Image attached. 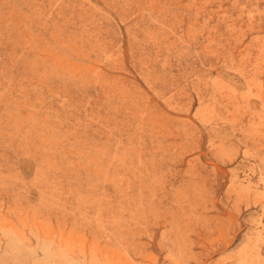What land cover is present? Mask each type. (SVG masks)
<instances>
[{"label": "rangeland", "instance_id": "1", "mask_svg": "<svg viewBox=\"0 0 264 264\" xmlns=\"http://www.w3.org/2000/svg\"><path fill=\"white\" fill-rule=\"evenodd\" d=\"M0 264H264V0H0Z\"/></svg>", "mask_w": 264, "mask_h": 264}]
</instances>
